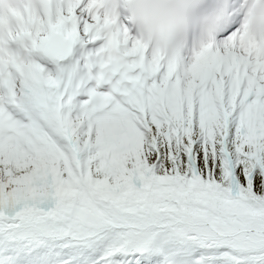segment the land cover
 I'll return each instance as SVG.
<instances>
[{
  "label": "snow or ice",
  "instance_id": "snow-or-ice-1",
  "mask_svg": "<svg viewBox=\"0 0 264 264\" xmlns=\"http://www.w3.org/2000/svg\"><path fill=\"white\" fill-rule=\"evenodd\" d=\"M0 0V264H264V0Z\"/></svg>",
  "mask_w": 264,
  "mask_h": 264
},
{
  "label": "clouds",
  "instance_id": "clouds-1",
  "mask_svg": "<svg viewBox=\"0 0 264 264\" xmlns=\"http://www.w3.org/2000/svg\"><path fill=\"white\" fill-rule=\"evenodd\" d=\"M131 9L125 15L134 16L137 30L153 42L172 46L193 37L186 30L180 0H133Z\"/></svg>",
  "mask_w": 264,
  "mask_h": 264
}]
</instances>
